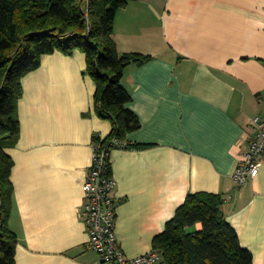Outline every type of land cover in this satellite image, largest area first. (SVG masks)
Instances as JSON below:
<instances>
[{
    "label": "crops",
    "instance_id": "crops-1",
    "mask_svg": "<svg viewBox=\"0 0 264 264\" xmlns=\"http://www.w3.org/2000/svg\"><path fill=\"white\" fill-rule=\"evenodd\" d=\"M115 19L120 54L148 58L124 72L140 128L114 149L115 232L128 258L153 251L191 194L222 196L241 245L264 264V161L239 188L233 175L264 120V0H126ZM77 51L43 56L23 80L9 226L16 264H101L90 246L84 183L109 120ZM201 231L202 225L197 224Z\"/></svg>",
    "mask_w": 264,
    "mask_h": 264
},
{
    "label": "trees",
    "instance_id": "trees-1",
    "mask_svg": "<svg viewBox=\"0 0 264 264\" xmlns=\"http://www.w3.org/2000/svg\"><path fill=\"white\" fill-rule=\"evenodd\" d=\"M126 5V0H0V264H16L18 243L9 226L14 162L7 149L20 137L18 104L23 80L41 67L43 56L84 53V74L96 86L94 110L112 125L110 135L96 137L94 145L110 152L139 147L128 140L140 128V121L128 107L132 99L122 79L130 65L148 58L118 50L114 24ZM115 140L124 147L114 146ZM108 166L111 174L110 159ZM223 203L219 195H189L154 239L158 264H253L252 253L241 245L222 212ZM197 224L202 225L201 231L196 230Z\"/></svg>",
    "mask_w": 264,
    "mask_h": 264
},
{
    "label": "built area",
    "instance_id": "built-area-1",
    "mask_svg": "<svg viewBox=\"0 0 264 264\" xmlns=\"http://www.w3.org/2000/svg\"><path fill=\"white\" fill-rule=\"evenodd\" d=\"M253 124L257 129L256 136L243 154L233 175L234 182L239 188L244 187L257 176L264 161V120L256 117L253 119ZM113 145L124 147L116 140ZM111 153L100 144L94 145L92 165L84 183L85 222L90 246L99 255L101 264H158L160 254L157 252L152 251L131 259L126 257L121 248L115 232L116 182L112 174L108 173V159Z\"/></svg>",
    "mask_w": 264,
    "mask_h": 264
},
{
    "label": "bare ground",
    "instance_id": "bare-ground-1",
    "mask_svg": "<svg viewBox=\"0 0 264 264\" xmlns=\"http://www.w3.org/2000/svg\"><path fill=\"white\" fill-rule=\"evenodd\" d=\"M85 202V201H84Z\"/></svg>",
    "mask_w": 264,
    "mask_h": 264
}]
</instances>
